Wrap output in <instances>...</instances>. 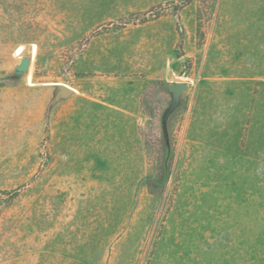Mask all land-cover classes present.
Returning <instances> with one entry per match:
<instances>
[{"label": "rangeland", "instance_id": "1", "mask_svg": "<svg viewBox=\"0 0 264 264\" xmlns=\"http://www.w3.org/2000/svg\"><path fill=\"white\" fill-rule=\"evenodd\" d=\"M0 264H264V0H0Z\"/></svg>", "mask_w": 264, "mask_h": 264}, {"label": "water", "instance_id": "2", "mask_svg": "<svg viewBox=\"0 0 264 264\" xmlns=\"http://www.w3.org/2000/svg\"><path fill=\"white\" fill-rule=\"evenodd\" d=\"M31 64V57H23L20 63L16 66L17 74H22L24 71H27ZM189 85L182 82L173 83L169 86L171 92H173L176 96H179L183 91L188 89ZM59 91L57 92L55 98L51 101L49 108L52 104L56 103L61 97L64 95H69L73 92V88L67 84H61L59 87Z\"/></svg>", "mask_w": 264, "mask_h": 264}]
</instances>
